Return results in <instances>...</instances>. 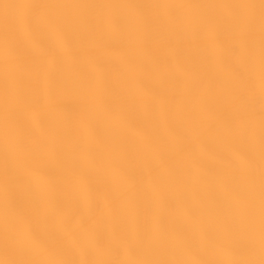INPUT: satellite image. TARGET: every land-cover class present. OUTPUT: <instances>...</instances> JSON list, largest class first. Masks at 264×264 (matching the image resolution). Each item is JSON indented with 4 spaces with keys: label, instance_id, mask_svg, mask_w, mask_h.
I'll return each mask as SVG.
<instances>
[{
    "label": "bare ground",
    "instance_id": "6f19581e",
    "mask_svg": "<svg viewBox=\"0 0 264 264\" xmlns=\"http://www.w3.org/2000/svg\"><path fill=\"white\" fill-rule=\"evenodd\" d=\"M0 264H264V0H0Z\"/></svg>",
    "mask_w": 264,
    "mask_h": 264
}]
</instances>
